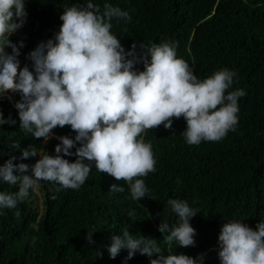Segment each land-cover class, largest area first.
Wrapping results in <instances>:
<instances>
[{"label": "trees", "instance_id": "trees-1", "mask_svg": "<svg viewBox=\"0 0 264 264\" xmlns=\"http://www.w3.org/2000/svg\"><path fill=\"white\" fill-rule=\"evenodd\" d=\"M89 0H25L27 20L10 37L13 43L23 40L19 57L21 67L31 69L27 54L41 41L53 38L59 31L64 8L86 5ZM100 7L110 3L127 11L131 20L111 21V33L128 50L132 43L178 42L177 57L194 69L204 80L214 72H235L233 85L227 92L242 89L246 95L238 99V123L220 141H202L188 145L181 134L186 121L173 118V127L163 125L145 130L140 138L150 143L156 159V171L144 180L148 196L131 198L127 183L116 181L106 173L93 169L78 189L54 192L51 182L39 183L40 203L34 190L15 209H0V264H125L127 250L111 259L107 246L113 235L125 229L136 238H155L164 255L204 256V264H220L217 255L218 234L223 223L239 220L255 228L264 222V0H91ZM11 53V49H6ZM143 70V65H137ZM227 92L225 94H227ZM0 99V111L14 125L0 126V165L10 156H20V148L35 147L55 154L59 140L55 137L75 133L70 126L57 127L47 143L19 129L15 102ZM174 133V134H173ZM74 152L75 149H72ZM40 157L23 161L34 164ZM70 162L75 156L64 157ZM180 181L177 183V181ZM118 183L125 191L110 193V185ZM17 186L0 181V192H13ZM55 194L56 198L52 199ZM169 199L187 201L198 213L190 220L196 229L194 247L168 245L158 231L159 223L173 225L177 216ZM20 215H15L16 212ZM131 213V216H129ZM93 227L95 244L85 239ZM167 235V234H164ZM102 256H99V252ZM146 255L137 253L126 264H150Z\"/></svg>", "mask_w": 264, "mask_h": 264}, {"label": "clouds", "instance_id": "clouds-1", "mask_svg": "<svg viewBox=\"0 0 264 264\" xmlns=\"http://www.w3.org/2000/svg\"><path fill=\"white\" fill-rule=\"evenodd\" d=\"M27 15L25 0H0V99L19 94L14 105L19 129L36 139L47 143L55 128L65 126H70L75 136L55 137L59 143L54 155L14 144L13 149H19L21 155L10 156L0 165V181L18 185V190L0 192V209H15L41 181L58 185L55 193L78 190L93 165L98 172L125 181L131 198L139 201L149 193L141 177L156 171L152 146L140 138L142 132L161 125L171 130L173 118L183 117L186 129L181 134L186 143L199 145L220 141L235 130L238 99L246 95L242 89L227 92L236 73L223 69L198 79L194 69L177 57L175 41L150 46L133 42L126 50L110 31L113 18L125 23L131 20L120 7L105 3L101 12L89 0L86 5L64 8L59 31L27 54L32 70L28 64L21 67L24 41L13 43L10 39L24 26ZM9 48L11 53L6 51ZM140 64L143 70L137 68ZM15 123L0 111V126ZM36 156L40 158L34 164L15 163ZM69 156L75 160L64 158ZM124 191L118 183L109 187L110 193ZM51 198L55 199V194ZM168 204L178 219L171 226L159 223L164 242L194 247L197 233L190 220L198 212L184 200L169 199ZM96 231L95 227L87 231V244H95ZM121 250H127L125 264L137 253L155 257L150 264H204L203 254L195 258L183 253L164 255L155 238H136L128 229L113 235L107 246L111 259ZM217 255L220 264H264V222L255 228L239 220L223 223Z\"/></svg>", "mask_w": 264, "mask_h": 264}, {"label": "rangeland", "instance_id": "rangeland-1", "mask_svg": "<svg viewBox=\"0 0 264 264\" xmlns=\"http://www.w3.org/2000/svg\"><path fill=\"white\" fill-rule=\"evenodd\" d=\"M33 190H34L35 193H37V195L34 196V197H36V201H37L38 203H40L41 201H40V196H39V186L36 187V188L33 189Z\"/></svg>", "mask_w": 264, "mask_h": 264}]
</instances>
